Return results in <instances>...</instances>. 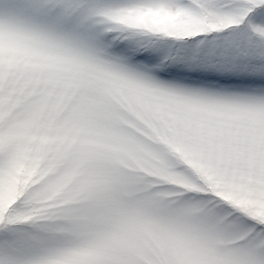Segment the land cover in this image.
Returning <instances> with one entry per match:
<instances>
[{
  "label": "snow or ice",
  "instance_id": "1",
  "mask_svg": "<svg viewBox=\"0 0 264 264\" xmlns=\"http://www.w3.org/2000/svg\"><path fill=\"white\" fill-rule=\"evenodd\" d=\"M0 264H264V0H0Z\"/></svg>",
  "mask_w": 264,
  "mask_h": 264
}]
</instances>
